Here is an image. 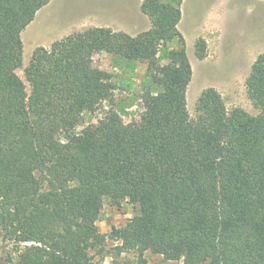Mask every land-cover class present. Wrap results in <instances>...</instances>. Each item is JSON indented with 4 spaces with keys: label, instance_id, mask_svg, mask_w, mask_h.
I'll return each instance as SVG.
<instances>
[{
    "label": "trees",
    "instance_id": "16d2710c",
    "mask_svg": "<svg viewBox=\"0 0 264 264\" xmlns=\"http://www.w3.org/2000/svg\"><path fill=\"white\" fill-rule=\"evenodd\" d=\"M51 1L0 0V238L13 251L5 263L103 264L96 223L107 202L136 209L109 234L111 259L132 253L146 264L149 251L182 264H264V53L245 83L258 115L229 112L207 88L191 118L182 1L143 0L144 32L92 28L36 48L27 93L16 73L21 33ZM194 48L205 57L203 39ZM96 52L146 65L139 121L124 123L113 108L117 88ZM102 101L110 107L97 126L76 133Z\"/></svg>",
    "mask_w": 264,
    "mask_h": 264
},
{
    "label": "rangeland",
    "instance_id": "374dc122",
    "mask_svg": "<svg viewBox=\"0 0 264 264\" xmlns=\"http://www.w3.org/2000/svg\"><path fill=\"white\" fill-rule=\"evenodd\" d=\"M143 0H52L40 9L34 20L22 31L23 45L21 67L17 75L25 82L24 69L34 50L48 48L53 42L70 34L92 28H109L131 36L150 28V21L141 11ZM182 18L178 25L186 42L187 56L192 75L186 90L187 110L195 117V107L202 91L217 90L229 112L241 110L255 117L259 110L249 99L246 80L257 57L264 53V0H181ZM206 43L205 57L199 59L195 42ZM169 47H173L170 44ZM94 64L112 77L116 85L113 108L124 123L137 122L144 112L140 100V87L146 72L144 63L131 64L120 57L105 52L92 56ZM167 60L163 57L160 64ZM26 92L29 86L25 82ZM102 101L93 112L82 113L81 124L74 130L94 128L109 108ZM64 140L63 136L61 137ZM136 213L129 205L115 207L104 203L97 220L99 232L106 236V257L103 264L117 262L134 264L135 255L123 254L111 259V248L117 243L109 239L114 228L123 226ZM12 247L0 238V264L12 254ZM146 264H182L165 261L163 257L145 252Z\"/></svg>",
    "mask_w": 264,
    "mask_h": 264
}]
</instances>
